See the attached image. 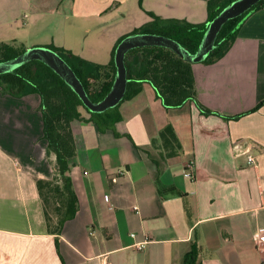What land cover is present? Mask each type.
I'll return each mask as SVG.
<instances>
[{
  "label": "crops",
  "instance_id": "crops-1",
  "mask_svg": "<svg viewBox=\"0 0 264 264\" xmlns=\"http://www.w3.org/2000/svg\"><path fill=\"white\" fill-rule=\"evenodd\" d=\"M207 2L0 0V43L54 45L106 65L122 36L153 20L148 12L205 23ZM104 27L119 30L104 39ZM81 31L98 33L89 53L72 39ZM193 71L199 101L219 113L167 108L147 81L117 105L115 131L80 108L70 170L79 207L62 227L48 224L37 184L57 175L41 97L0 87V264H184L194 247L199 264H264L253 239L264 227V8L245 16L221 59ZM168 125L178 143L161 137Z\"/></svg>",
  "mask_w": 264,
  "mask_h": 264
},
{
  "label": "trees",
  "instance_id": "trees-1",
  "mask_svg": "<svg viewBox=\"0 0 264 264\" xmlns=\"http://www.w3.org/2000/svg\"><path fill=\"white\" fill-rule=\"evenodd\" d=\"M233 0H208L209 19L205 23H189L185 20L162 19L148 12L153 20L133 32H155L171 36L183 46L195 51L203 37L210 20ZM257 7L264 8V0L259 1L246 13L228 20L222 27L215 47L207 58L206 64L217 62L229 50L238 36L245 16ZM127 35V34H126ZM125 36V35H124ZM112 58L106 65L98 64L75 55L70 50L47 45L58 51L73 67L84 83L86 90L95 101L102 99L110 90L114 81L116 66L115 48ZM27 47L13 42L0 43V61L17 56ZM71 57L74 59H71ZM128 69V87L123 100L132 98L141 89V83L149 82L167 108H178L195 102L205 113H219L201 103L197 97L193 63L186 61L173 50L162 46H142L131 49L126 55ZM0 87L17 96L38 93L41 97V113L44 137L57 155V175L52 179L38 180V188L44 204L48 224L54 217L58 218V227L73 218L79 207L78 196L73 187L70 170L77 154L76 140L72 122L82 119L80 108H84L99 131H115V123L121 115H115L117 106L105 112H90L78 94L48 65L40 60H31L13 72L0 74ZM242 114L233 117L241 116ZM165 140L173 138L178 143L172 125L161 131ZM179 145V144H178ZM53 208V209H52ZM199 250L194 247L184 258V264H199Z\"/></svg>",
  "mask_w": 264,
  "mask_h": 264
},
{
  "label": "water",
  "instance_id": "water-1",
  "mask_svg": "<svg viewBox=\"0 0 264 264\" xmlns=\"http://www.w3.org/2000/svg\"><path fill=\"white\" fill-rule=\"evenodd\" d=\"M261 0H233L218 12L209 22L203 37L195 51L183 46L175 38L155 32H133L125 35L117 44L114 54L116 73L108 93L95 101L86 90L83 81L70 63L54 48L47 45L27 47L15 57L0 61V74L13 72L31 60H40L55 71L80 97L90 112H105L117 106L125 97L128 87L127 53L142 46L167 47L186 61L199 63L204 61L215 47L217 37L224 24L255 6Z\"/></svg>",
  "mask_w": 264,
  "mask_h": 264
},
{
  "label": "rangeland",
  "instance_id": "rangeland-1",
  "mask_svg": "<svg viewBox=\"0 0 264 264\" xmlns=\"http://www.w3.org/2000/svg\"><path fill=\"white\" fill-rule=\"evenodd\" d=\"M130 19H129V17H127V21H129ZM127 21H122L123 23L124 22H127ZM121 24V26H123V24L122 23H120ZM114 26H116V25H114ZM117 30H119V29H117V27H110V28H107V27H104V28H101V29H99V32L98 33H105L106 35H107V37H105V34H102V36L104 37V39L106 38V39H108L109 38V36H110V34H112V33H116V31ZM83 31H81V32H78L77 34H76V37H74V38H72L73 39V41H75V43L77 44V48H78V50H80V48L81 49H83L84 50V53L86 52V53H89L90 51H91V48H92V44H91V41L93 40L94 42L95 41H97L96 40V38H95V35L96 34H98V33H96L95 31L93 32V34H92V36H88V32L87 33H82ZM127 34H129V33H127ZM85 36H87V37H85ZM110 39V38H109ZM36 45H38V44H36ZM31 46H34V45H29L28 47H31ZM53 209V208H52ZM52 214H53V216L54 217H56V215L53 213V211H52Z\"/></svg>",
  "mask_w": 264,
  "mask_h": 264
},
{
  "label": "built area",
  "instance_id": "built-area-1",
  "mask_svg": "<svg viewBox=\"0 0 264 264\" xmlns=\"http://www.w3.org/2000/svg\"><path fill=\"white\" fill-rule=\"evenodd\" d=\"M245 152H248V150H246ZM248 159L250 162L254 161V157L252 155H248ZM195 175V162L194 160H189L186 163V176L188 177H194ZM106 200L110 201V198L108 195H106ZM135 234H133L134 236ZM253 239L255 241L256 247L258 248V250L263 251L264 252V227L259 228L253 235ZM145 242H139L136 244L138 249H143L145 246Z\"/></svg>",
  "mask_w": 264,
  "mask_h": 264
}]
</instances>
